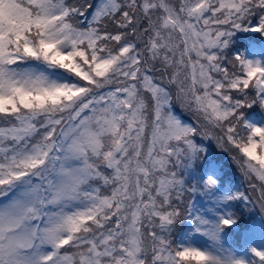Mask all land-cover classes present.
Here are the masks:
<instances>
[{"label":"snow or ice","instance_id":"obj_1","mask_svg":"<svg viewBox=\"0 0 264 264\" xmlns=\"http://www.w3.org/2000/svg\"><path fill=\"white\" fill-rule=\"evenodd\" d=\"M238 31L264 36V0H0V264H264L222 242L226 205L264 219V125L243 118L264 62L226 55ZM196 137L259 195L189 185Z\"/></svg>","mask_w":264,"mask_h":264},{"label":"rangeland","instance_id":"obj_2","mask_svg":"<svg viewBox=\"0 0 264 264\" xmlns=\"http://www.w3.org/2000/svg\"><path fill=\"white\" fill-rule=\"evenodd\" d=\"M240 33H249V34H252L250 32H243V31H238ZM237 34V32L233 35L232 37V40L236 39L235 38V35ZM230 47V46H229ZM227 50V49H226ZM225 50V52H226ZM228 51V50H227ZM248 58V57H247ZM253 58H258L260 59L262 62H264V51H261L260 48H257L256 50V53L252 54L249 59H253ZM173 109H179L180 111H182V113L189 117V119L191 118L194 122H196L193 118V115L190 113V112H187L183 109L180 108V106L178 104H174L173 105ZM179 117V116H178ZM183 122H185L181 117H179ZM247 122L249 123H252L254 125H264V119H252V121H249V119L247 118L246 120ZM186 123V122H185ZM196 142L198 144H202L201 146L205 149L204 152H202L200 154V158L197 160L196 162V166H198V163H200L201 161L206 163L204 164V167L205 166H208L207 163H211V165L213 166V168H216L217 170L221 171L220 170V164L219 162H217V160H213L216 164L213 165V162H212V157L211 155L215 158V159H218V156L212 151V147L210 148L209 145H208V142L211 141L212 143L214 142L215 145H217L216 141L215 140H208V139H202L201 137H196ZM224 150L221 149L219 147V152L220 154L223 152ZM210 154V155H209ZM224 154V153H222ZM232 154H235L234 152ZM215 166V167H214ZM234 169H239L237 165H235L233 167ZM222 173V172H221ZM241 173V172H240ZM224 174V175H223ZM222 177H224L226 180H229V184H225V186H221L220 185V182H219V186L217 188V193H230V192H233V191H236V190H239V191H244L246 189V187L248 186L249 182L247 180H245L244 176L242 175V173L240 174V176H238L237 178L235 177H230L231 176V173L228 171H224L222 173ZM188 177H190L189 180H191V183L193 181H198L200 179H202V175L197 171V169L195 168V170H189V174H188ZM250 190V189H249ZM255 194H259V192H255ZM199 195V194H198ZM4 201H0V203H2ZM210 201L207 200L205 197H202L199 195V197H194V204L195 206L198 208V209H202V210H206L209 206H210ZM234 204L230 203L229 205H226L225 207L229 208L231 211H233L232 207H233ZM205 215H207V212L205 211L204 213ZM237 223V222H236ZM191 225V224H190ZM254 231H252L250 234V237L248 238L247 242L245 243V246H243L242 248H237V247H233L230 242L224 238H222V242L224 244L225 247H231L232 249H234L237 253V255H242V256H245L247 257L248 259H252L250 253H248V246L249 245H252V246H255V247H258V248H264V236L263 234L261 233V224H256L254 227H253ZM192 231V228H190V230L185 234V237H187L189 235V233ZM185 237L182 238V241L185 240ZM184 239V240H183ZM193 242L195 244H197L198 246H201V247H207V245L210 243L206 237H202L200 236L199 234H194V239H193Z\"/></svg>","mask_w":264,"mask_h":264},{"label":"trees","instance_id":"obj_3","mask_svg":"<svg viewBox=\"0 0 264 264\" xmlns=\"http://www.w3.org/2000/svg\"><path fill=\"white\" fill-rule=\"evenodd\" d=\"M69 2H74V0H69ZM227 50L225 52L227 56H235V54L233 52H229V50L228 51ZM249 110L250 109L245 110L246 112L244 113V117ZM186 123H195V122L192 119H190V121L186 122ZM208 145L210 148L212 147L211 148L212 151L218 156V159H215L211 155L212 160H214V161L217 160V162H219L226 169V171H229L231 173L232 177L237 178L238 176H240V174H241L240 170L233 168L236 165V163L232 160L231 155L228 152L223 151L222 153H224V154H222V153L220 154L219 147L217 145H215L214 142L212 143L211 141H209ZM221 179H223V178L221 177ZM249 189L250 188L247 186L246 189L244 190V192H247L249 196H252V194H254L255 197L258 196L257 194H255V192H253L251 189L250 190ZM232 204H234L232 207L233 208L232 210H233L234 214H236L238 216V219L236 221L238 223V225L242 226V225L246 224L249 220V217H250V209L251 208H249V207L252 204H249L247 206L243 202H235ZM183 223H184V220L178 221L176 223L174 231L172 233V239L174 241H175L176 235L179 234L177 232ZM263 229H264V227H263ZM263 236H264V233H263ZM232 242H233L232 244H234V243L236 244L237 243V237L233 236Z\"/></svg>","mask_w":264,"mask_h":264}]
</instances>
